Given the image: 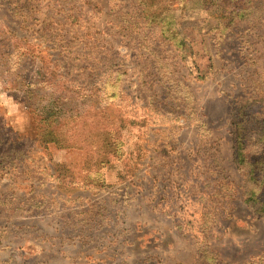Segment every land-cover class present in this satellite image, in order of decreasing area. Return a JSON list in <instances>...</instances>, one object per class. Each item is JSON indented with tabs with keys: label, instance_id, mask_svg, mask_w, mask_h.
<instances>
[{
	"label": "rangeland",
	"instance_id": "1",
	"mask_svg": "<svg viewBox=\"0 0 264 264\" xmlns=\"http://www.w3.org/2000/svg\"><path fill=\"white\" fill-rule=\"evenodd\" d=\"M195 1L161 3L182 52L140 0H0V264H264L234 162L235 114L264 112V0ZM51 91L74 116L41 143Z\"/></svg>",
	"mask_w": 264,
	"mask_h": 264
},
{
	"label": "trees",
	"instance_id": "2",
	"mask_svg": "<svg viewBox=\"0 0 264 264\" xmlns=\"http://www.w3.org/2000/svg\"><path fill=\"white\" fill-rule=\"evenodd\" d=\"M162 1L163 0H140L139 5L143 16L142 18L147 20L150 25L157 24L160 27L161 35L166 38V40L175 41L177 48L184 52L186 50L185 41L173 25L175 16L173 13H165V8H162ZM212 1L213 0H196L193 7H206V5H210ZM213 4H218V2L214 0ZM220 6L221 5H219V7ZM220 8L219 16L227 18L229 24L239 16L244 17L248 13V10H239L235 8L228 15H225L226 10H223L222 7ZM29 53V50L23 52L25 55H29ZM184 56L186 57V54ZM27 92L30 96L34 91L29 89ZM65 106H67V103L62 102V97L56 96V93L51 91L47 104L32 110L37 118V138L39 142L46 143L56 140L58 134L55 133V127L58 126L63 119L67 117L73 118V108L70 107L66 109ZM249 106V103H247L244 107L242 106L239 110L237 109L238 113L237 115L235 114V119L236 117L237 119L234 122V162L243 172V182L245 183L242 185L243 189H245V192H243L245 196L244 202L249 208L253 209L259 217L264 218V160L262 155L264 154V130L262 131L263 136L261 137L263 142L261 147H259L261 150H258V152L263 151L260 157H258V154L249 151V145L251 144L246 140L247 119L249 114L257 116L262 120L261 122H264V118H261L264 117V112H262L261 109L252 110ZM28 107L31 108V106ZM251 119L254 118L251 117ZM212 224L213 222H209L208 220L201 223L202 228H206L207 231L212 230ZM206 251V249L201 251V253L204 254H201V257L205 259V262H202L201 259V261L199 260V262H201L200 264H210L207 262L210 259L205 255ZM212 259L215 262L214 264H227L218 259L217 256L212 257ZM248 264L256 263L250 262Z\"/></svg>",
	"mask_w": 264,
	"mask_h": 264
}]
</instances>
